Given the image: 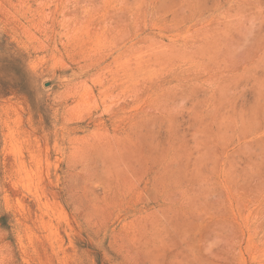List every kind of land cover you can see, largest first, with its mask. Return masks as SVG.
I'll list each match as a JSON object with an SVG mask.
<instances>
[{"label": "rangeland", "instance_id": "obj_1", "mask_svg": "<svg viewBox=\"0 0 264 264\" xmlns=\"http://www.w3.org/2000/svg\"><path fill=\"white\" fill-rule=\"evenodd\" d=\"M0 264H264V0H0Z\"/></svg>", "mask_w": 264, "mask_h": 264}]
</instances>
